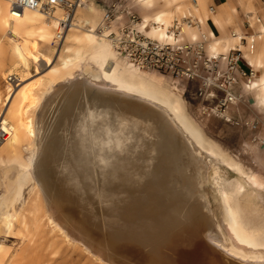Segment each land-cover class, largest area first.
I'll return each instance as SVG.
<instances>
[{
  "label": "bare ground",
  "instance_id": "obj_1",
  "mask_svg": "<svg viewBox=\"0 0 264 264\" xmlns=\"http://www.w3.org/2000/svg\"><path fill=\"white\" fill-rule=\"evenodd\" d=\"M171 1L179 3L175 10L148 14ZM188 1L125 0L146 12L140 33L173 47L197 41L210 18L219 23L208 0ZM12 2L0 0V233L23 235L42 213L54 231L77 235L104 264H264V225L245 213L264 194V175L245 171L204 136L178 87L168 89L164 76L115 49L110 35L120 20L104 24L106 7L96 0H81L72 15L58 8L52 17L38 10L14 15ZM210 39L212 57L221 60L242 44L240 34L223 40L210 32ZM32 67L36 75L53 68L32 79ZM89 72L94 81L75 80ZM246 88L264 105V75ZM138 123L143 165L128 145L142 141ZM25 151L34 155L26 159ZM212 161L237 176L224 179ZM208 177L221 203L218 223ZM210 235L216 247H201Z\"/></svg>",
  "mask_w": 264,
  "mask_h": 264
},
{
  "label": "rangeland",
  "instance_id": "obj_2",
  "mask_svg": "<svg viewBox=\"0 0 264 264\" xmlns=\"http://www.w3.org/2000/svg\"><path fill=\"white\" fill-rule=\"evenodd\" d=\"M96 1L104 7L117 3L122 9L121 12L118 13V16L123 19L126 17L127 12H129L139 17L140 22H142V14L146 13L137 10L135 7H127L125 0ZM188 3H192V1L189 0ZM178 4V2L173 3L172 1L168 5L165 2L156 3L148 14L156 13L164 9L175 10ZM176 16L182 19L181 14H177ZM191 21L194 23L191 25L196 26V22L193 21V18L189 17V19L186 20L188 23ZM206 28L207 27L203 28L201 32L198 31L197 41H187L181 46L174 47L181 49L183 56L182 65L185 69L184 75H171L168 72L155 69L145 70L155 71L164 76L168 89L174 90L175 86L178 87L177 89L179 91L176 93H178L184 105L188 118L199 126L204 136L217 145L227 157L239 163L245 171H254L255 173L264 175V170L260 169V166L264 163V139H257L260 145L257 144L256 134L243 124L240 125L233 122L232 117L225 112L226 109L220 105V101L225 97L221 85L226 82L225 73L227 72V62L212 57L211 45L214 42L210 39L208 34L206 35V30H204ZM172 29L175 33L179 31L176 28ZM1 33L0 31V37ZM235 45L237 46L238 43L235 42L234 47H236ZM59 65V58H56L55 55L53 67H59ZM4 66L7 68V66H10V63L7 61ZM192 67L196 74L187 72L186 69H191ZM46 68L47 69L42 71L41 74L36 75L32 67V79L41 76L46 77L47 73L51 70V68ZM76 75H78V73ZM80 76H77L75 80L80 82L84 81L83 77L85 78V76L89 81H94L95 79L91 72ZM3 84L4 82L0 78V88H3ZM86 85L92 87L90 84ZM236 87L237 86H235V88ZM103 91L108 92L109 90ZM120 95L132 98V96L123 93H120ZM140 100L143 99L140 98ZM159 125L161 126V124ZM137 126L140 130H137L136 138L142 139V141L138 142L134 140L133 143L128 145H130L131 150L136 154L137 161L135 163L137 165H143L142 162L145 163L147 159L144 155H141L145 134L141 132L139 123ZM254 128L255 127H253V129ZM3 138L4 134L0 135V142H2V145L5 144L3 143ZM2 145H0V149ZM24 155L26 159H29L34 154L31 155L30 151H25ZM206 158L208 159L207 156ZM255 161H258V163ZM212 162H214L215 166L219 167L220 174L224 179L229 180L237 176L234 171L229 170L221 163L219 164L218 161ZM212 173L213 168H210L208 170V176L211 177ZM210 177H208L205 187L206 196L209 201L208 204L215 215V221L218 223L222 214V208L218 194L215 192L214 186L211 185ZM253 200V208H245L246 219L252 222V224L264 225V194ZM243 206H248L245 200L243 201ZM52 227L54 226L50 225L48 218L40 213V219L36 223L31 222L29 231L24 232L23 235H19V232H17L19 229L18 227L15 231V233L17 232L16 235L12 237H7L8 235L5 233L2 234L1 232L0 245L3 247L0 251V264H104L98 259L99 256L95 254V252H92L89 247L88 249L84 243L78 239L77 235L72 234L70 237L65 238L61 232H56L58 230L54 231ZM211 237L210 235L205 241L201 240V247H216L213 244L214 241L210 239ZM213 240L219 241L218 239ZM93 250H96V248Z\"/></svg>",
  "mask_w": 264,
  "mask_h": 264
},
{
  "label": "built area",
  "instance_id": "obj_3",
  "mask_svg": "<svg viewBox=\"0 0 264 264\" xmlns=\"http://www.w3.org/2000/svg\"><path fill=\"white\" fill-rule=\"evenodd\" d=\"M193 3H197L198 0H192ZM81 0H14L11 4V10L14 15L21 14L24 10H38L44 13L46 17H52L55 15V11L58 8L65 10L68 15H72L74 10L79 6ZM121 7L116 4H110L106 7L104 24L112 26L120 20L118 26V33L110 35L114 47L117 51L123 53L129 57L134 64L143 69H155L158 71L168 72L171 75H184V67L182 65L183 56L181 49L171 46H162L158 43L152 42L146 36L138 31V25L140 24L139 17L133 13L127 12L126 17L123 19L118 16L121 12ZM210 10L215 12L214 7H210ZM66 23L64 22V25ZM190 24H194L192 21ZM198 25V24H195ZM64 29V27H63ZM103 32L102 27L97 29V34ZM58 41H61L62 33L59 34ZM234 37H238L233 33ZM242 44L237 45L231 50L228 55H225L223 61L227 62V72L225 73L226 82L221 85L225 97L220 101L221 107L228 108L230 104L236 103L238 97L234 92L236 83L241 76L247 78L250 82L254 78V73L242 71L240 67V59L242 56L241 47H243L244 37L241 39ZM211 62V61H210ZM188 73H194V68L186 69ZM220 107V106H219Z\"/></svg>",
  "mask_w": 264,
  "mask_h": 264
},
{
  "label": "crops",
  "instance_id": "obj_4",
  "mask_svg": "<svg viewBox=\"0 0 264 264\" xmlns=\"http://www.w3.org/2000/svg\"><path fill=\"white\" fill-rule=\"evenodd\" d=\"M208 5L215 8L214 15L219 23L210 18L204 29L206 35L210 37L212 32L216 38L228 40L233 33L240 34L244 37L240 59L242 71L263 76L264 0H208ZM246 83L247 78L240 75L234 90L238 99L225 112L232 117L233 122L243 124L256 134V142L260 145L257 139H264V105L258 103L256 92L249 91Z\"/></svg>",
  "mask_w": 264,
  "mask_h": 264
},
{
  "label": "water",
  "instance_id": "obj_5",
  "mask_svg": "<svg viewBox=\"0 0 264 264\" xmlns=\"http://www.w3.org/2000/svg\"><path fill=\"white\" fill-rule=\"evenodd\" d=\"M106 126H109V122H107L106 124H104V128H106ZM112 129H113V126H112Z\"/></svg>",
  "mask_w": 264,
  "mask_h": 264
}]
</instances>
